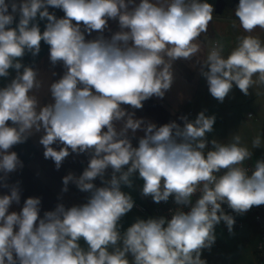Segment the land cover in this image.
<instances>
[{
	"label": "clouds",
	"instance_id": "1",
	"mask_svg": "<svg viewBox=\"0 0 264 264\" xmlns=\"http://www.w3.org/2000/svg\"><path fill=\"white\" fill-rule=\"evenodd\" d=\"M49 6L64 17L58 19ZM213 11L206 0H0V77L16 70L11 83L0 88V172L22 167L9 150L41 131L44 157L57 169L69 150L92 154L79 177L63 178V191L73 182L91 193L82 206L60 204L40 218V198H27L18 213L9 212L20 201L18 187L0 196V264H129V253L133 264H206L201 252L215 243V225L224 221L231 232L235 223L221 205L237 214L264 205V161L248 174L242 165L252 153L239 135L227 144L213 140V150L205 153L215 116L201 112L194 121L181 117L183 127L174 121L157 127L121 107L140 109L147 99L164 97L174 79L172 62L201 51L198 38L207 32ZM37 16L48 21L43 32L34 23ZM235 16L249 35L227 57L222 45L212 47L203 61L207 70H201L220 102L233 84L245 95L254 84L264 85V42L251 35L264 29V0H239ZM110 19L118 20L120 31L106 39L102 33ZM93 31L101 35L86 40L85 33ZM41 41L50 46L51 63L62 62L66 69L50 85L54 102L42 107L33 94L42 86L38 72L19 60L26 52L37 55ZM137 130L144 135L133 147L128 133ZM55 143L63 147L57 151ZM260 146L257 136L253 148ZM109 167L111 179L96 187L93 181L103 179ZM137 172L144 181L142 195L156 203L174 196L177 204L188 205L194 193L201 196L187 213L176 210L170 220L138 219L121 235L119 221L134 206L121 185L131 187Z\"/></svg>",
	"mask_w": 264,
	"mask_h": 264
},
{
	"label": "crops",
	"instance_id": "2",
	"mask_svg": "<svg viewBox=\"0 0 264 264\" xmlns=\"http://www.w3.org/2000/svg\"><path fill=\"white\" fill-rule=\"evenodd\" d=\"M216 1L206 0L207 3L213 5L214 11L213 19L209 22L207 32L201 34L198 38L201 51L191 59L179 58L172 62L174 79L171 88L165 92L164 97L153 96L144 101L143 107L140 109H134L130 105H121L126 112L134 113L135 119H143L145 122L154 123L157 127L174 121L183 127L184 121L181 117H187L189 121H194L199 113L204 112L208 105L210 92L207 80L201 74V70L202 68L207 70L203 61L206 59L208 52L212 47L219 44V38L231 39L232 32H235L240 38L249 35L241 28L240 22L235 16L236 8H230L223 15H217L215 13ZM16 2L19 4L20 0H16ZM139 2L140 0H135L136 4ZM6 3H10V0H6ZM48 11L58 19L63 18L65 15L61 9L51 6L48 7ZM9 12H11V7H9ZM18 22L19 13L16 14L11 27L15 28ZM34 23H37L41 32H43L48 21L47 19L41 20L37 16ZM118 31H120L118 20L110 19L108 27L102 35L104 38L110 39L112 34ZM100 35L101 33L97 31H93L91 34L85 33V39L94 40ZM251 35L264 42V29L256 28ZM49 49L50 46L41 41L40 51L37 55L33 56L31 53L26 52L22 58H19L23 66H31L38 72V79L41 80L42 86L39 90H33V94L36 95L40 107L54 102L49 91L50 85L58 81L66 71L62 62H58L56 65L51 63ZM20 71H23V69ZM15 76L16 70L10 69L7 77H0V88L10 84ZM8 124L13 126L11 121ZM116 127L119 130L122 127V123L118 122ZM104 130L106 131V129ZM42 135H44L43 131L35 133L28 137L25 142L16 144L9 150L15 152L22 162V167H18L14 172L7 175L0 172V196L9 195L13 186L18 187L20 193L19 203L14 202L9 208V212L15 211L19 213L27 198L38 197L41 200L39 217L43 218L45 212L54 211L60 204H63L66 209L73 206H82L87 203L91 195L89 192L81 191L73 182H69L67 191H63L65 187L63 178L69 173L79 177L81 171L88 167L92 154L90 152L77 154L69 150V156L64 159L60 168L57 169L52 159H45L44 157L45 149L40 144ZM143 135V131L140 130H137L135 135L129 131L128 138L131 140L133 147H138L139 139ZM52 147L59 151L63 145L55 143ZM112 173L113 170L109 167L104 176L111 179ZM117 175L119 174L117 173ZM131 179L132 186L121 185V191L129 194L134 202L140 200L144 205L152 206V197L144 196L141 193L144 181L139 177L138 172ZM150 218L158 219L159 217L151 212L140 213L131 209L119 221L121 235L138 219L146 221ZM79 245L87 251L88 244L83 238L79 240ZM118 246H123L122 241L118 243ZM108 250L110 252L113 251L111 247ZM127 259L129 264H133L134 258L130 253L127 254Z\"/></svg>",
	"mask_w": 264,
	"mask_h": 264
},
{
	"label": "rangeland",
	"instance_id": "3",
	"mask_svg": "<svg viewBox=\"0 0 264 264\" xmlns=\"http://www.w3.org/2000/svg\"><path fill=\"white\" fill-rule=\"evenodd\" d=\"M227 8L226 11H229ZM233 38V39H232ZM232 38H219L222 55L227 57L238 45L240 37L232 32ZM254 80L257 78L254 76ZM206 116H215L213 130L206 133V141L227 144L235 135L240 136L241 146L251 151V158L244 165L264 160V85L254 84L245 95L233 84L223 102L211 94L204 110ZM249 114H253L250 118ZM259 136L261 146L253 148V140ZM215 243L203 249L201 259L206 264H260L255 252L258 234L248 225L241 231H231L224 224L215 225Z\"/></svg>",
	"mask_w": 264,
	"mask_h": 264
},
{
	"label": "built area",
	"instance_id": "4",
	"mask_svg": "<svg viewBox=\"0 0 264 264\" xmlns=\"http://www.w3.org/2000/svg\"><path fill=\"white\" fill-rule=\"evenodd\" d=\"M191 113V112H190ZM253 114H249L248 117H252ZM213 150V145L210 142H207V146L205 149V153L207 151ZM264 161V160H263ZM256 164L248 163L244 165L248 170V174L251 175L252 172L255 170ZM86 168H84L80 175L83 173V171ZM225 170H221L219 173H217V176L223 175ZM107 177H103L101 179L100 177H97L93 183L96 187H103L105 186V182L108 181ZM90 193V192H89ZM142 193V191H141ZM201 193L197 191L193 194L191 204L188 205H180L175 202L174 196H170L167 202L161 201L160 203L152 202V206H146L141 202L140 200L134 202L133 210L138 211L140 213H147L151 212L155 216L161 218H165L166 220H170L172 218V215L175 213L176 210H181L185 213L189 212L191 210V207L195 204V202L200 198ZM223 211L227 215H231L234 218V225L232 228V231H241L243 230L247 225L250 229L254 230L258 234V241L256 245V254L257 258L259 260L260 264H264V205L260 206H253L250 210H248L244 214H237L235 211H233L227 203H223L221 205ZM219 224H224L226 227V223L224 221H221ZM218 225V224H217ZM228 228V227H227ZM229 230V229H228Z\"/></svg>",
	"mask_w": 264,
	"mask_h": 264
},
{
	"label": "water",
	"instance_id": "5",
	"mask_svg": "<svg viewBox=\"0 0 264 264\" xmlns=\"http://www.w3.org/2000/svg\"><path fill=\"white\" fill-rule=\"evenodd\" d=\"M239 0H234V3L229 6L226 0H217L215 4V13L217 15H223L227 8H236Z\"/></svg>",
	"mask_w": 264,
	"mask_h": 264
},
{
	"label": "flooded vegetation",
	"instance_id": "6",
	"mask_svg": "<svg viewBox=\"0 0 264 264\" xmlns=\"http://www.w3.org/2000/svg\"><path fill=\"white\" fill-rule=\"evenodd\" d=\"M228 5L231 6L234 3V0H226Z\"/></svg>",
	"mask_w": 264,
	"mask_h": 264
}]
</instances>
